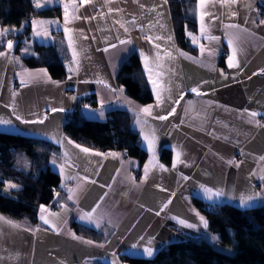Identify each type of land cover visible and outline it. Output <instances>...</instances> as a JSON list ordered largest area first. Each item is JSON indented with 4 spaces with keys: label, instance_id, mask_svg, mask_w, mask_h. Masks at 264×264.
<instances>
[{
    "label": "crops",
    "instance_id": "1",
    "mask_svg": "<svg viewBox=\"0 0 264 264\" xmlns=\"http://www.w3.org/2000/svg\"><path fill=\"white\" fill-rule=\"evenodd\" d=\"M35 7H59L61 15L31 19V40L19 55L11 40V49L6 40L0 50V120L10 122L0 125V141L28 137L53 145L50 169L64 196L56 209L39 208L36 225L0 214V264L151 259L175 242L210 238L194 200L210 208L264 206V0H195L196 28L185 32L190 50L177 45L166 0H35ZM8 34L0 29V41ZM57 40L67 57L64 79L23 64L35 55L34 44ZM133 53L149 87L144 99L115 82ZM230 56L238 67H229ZM91 98L94 104L85 102ZM79 101V117L87 120L127 112L146 160L124 161L121 151L68 139L62 127ZM165 150L169 165L160 158ZM205 188L225 195L210 201ZM74 226L103 238L80 237ZM145 247L153 249L151 257Z\"/></svg>",
    "mask_w": 264,
    "mask_h": 264
},
{
    "label": "trees",
    "instance_id": "2",
    "mask_svg": "<svg viewBox=\"0 0 264 264\" xmlns=\"http://www.w3.org/2000/svg\"><path fill=\"white\" fill-rule=\"evenodd\" d=\"M194 1L166 0L177 45L184 50L191 49L185 32H194L196 28L190 12ZM60 15L59 7L37 9L35 0H0V29L10 32L0 41V50L4 48L6 40H11L15 44L14 54L19 55L22 45L31 40V19ZM33 50L35 55L22 59L27 68L45 67L53 80L66 77L67 57L59 40L49 46L34 44ZM117 72L115 82L119 87H124L126 94L139 99L149 95L141 60L136 53L131 54ZM85 102L94 104V99ZM82 103H76V109L68 114L63 124V134L68 139L91 150L121 151L127 158L138 159L140 163L146 160V153L140 147L137 133L130 126L131 116L127 112L112 111L102 121L87 120L79 117ZM55 151L50 143L28 137L0 141L1 215L36 225L40 207L57 206L64 192L59 190L58 174L50 169L49 162ZM19 156H27L30 164L27 172L15 168ZM160 158L165 165H169L170 151H163ZM56 190L58 196H55ZM194 203L205 215L209 233L218 237L219 248L206 239L194 238L167 245L151 259L124 255L120 259L126 264H264V206L243 210L227 204L210 208L198 200H194ZM74 228L80 237L93 241L103 238L98 231L80 226Z\"/></svg>",
    "mask_w": 264,
    "mask_h": 264
},
{
    "label": "snow or ice",
    "instance_id": "3",
    "mask_svg": "<svg viewBox=\"0 0 264 264\" xmlns=\"http://www.w3.org/2000/svg\"><path fill=\"white\" fill-rule=\"evenodd\" d=\"M36 7H41V5L37 3V4H36ZM37 35H39V33H37ZM148 39H149V42L151 43V42H152V39H151V38H148ZM121 43H123V41H121ZM12 46H13L12 42L9 41V43H8V47H9V49H11ZM201 51H203V49H201ZM238 66H239L238 64L234 63V57L230 56V57H229V67L231 68V67H238ZM242 70H243V69H241V71H242ZM262 71H264V70H262ZM254 75H255V73H254ZM191 91H192V92H196L198 95L200 94L196 88H193ZM55 110H56V109H53V111H55ZM144 111H149V109H144ZM173 111H174V109H173ZM171 114H172V113H169V115H171ZM101 115H103V113H101ZM251 115H252V116H256L257 113L253 112V113H251ZM17 119H20V117H17ZM159 119H162V120H163V119H167V117H166V116H160ZM40 122L42 123L43 120H41ZM9 123H10V122H8V121L0 120V125H6V124H9ZM82 150L85 151V152L88 151V149H82ZM53 163H55V161H53ZM174 166H175V165H174ZM184 178L187 179V177H184ZM204 191H205V194H206V198H207L208 200H210V201H212V200L214 199V197H215L216 199H219L220 197H222V196L225 195V193L223 192V190H216L215 192H213L211 189L205 188ZM257 195H260V194H257ZM251 199H253V197H251V196H250V197H247L246 199H243V198H242V199H241V206H247V201H250ZM165 207H166V205H165ZM161 210H163V209H161ZM156 214L159 215L160 213L157 212ZM200 221H201V223H202L205 227H207V222L204 220V217H200ZM47 222H48V221L45 220V223H47ZM179 223L182 224V225H185V226L188 227V228H193V227H195V225L190 224V223H186V221H184V220H180ZM211 239H212L213 241H215V240L217 239V237L213 236V237H211ZM133 247H135V246H133ZM143 251H144V253H145L148 257H151V256L154 254V253H153V249L150 248V247H145Z\"/></svg>",
    "mask_w": 264,
    "mask_h": 264
},
{
    "label": "rangeland",
    "instance_id": "4",
    "mask_svg": "<svg viewBox=\"0 0 264 264\" xmlns=\"http://www.w3.org/2000/svg\"><path fill=\"white\" fill-rule=\"evenodd\" d=\"M15 164H16L17 167L20 166L21 168H23L25 170V172L28 170V168L30 166L29 160H28L27 156H19L18 159H17V161L15 162ZM7 186L9 188H11L10 185L7 184ZM46 207H48L49 209H51V207H49V206H46ZM213 236H215V235L210 234V238L208 237L206 239V241H208L210 244L214 245L215 247L219 248V246H218L219 245V243H218V237L215 236V237H217V239L215 241H213L211 239V237H213Z\"/></svg>",
    "mask_w": 264,
    "mask_h": 264
},
{
    "label": "built area",
    "instance_id": "5",
    "mask_svg": "<svg viewBox=\"0 0 264 264\" xmlns=\"http://www.w3.org/2000/svg\"><path fill=\"white\" fill-rule=\"evenodd\" d=\"M261 11H262V9H261ZM225 55H226V53H222V56H225ZM70 116H71V115H70ZM259 121H260V122H263V119H259ZM127 159H128V158L125 156V158H124L123 160L125 161V160H127ZM59 190H60V188H59ZM57 192H58V190L55 191V196H58V195H57ZM49 207H51V209H55L57 206H52V205H50Z\"/></svg>",
    "mask_w": 264,
    "mask_h": 264
}]
</instances>
